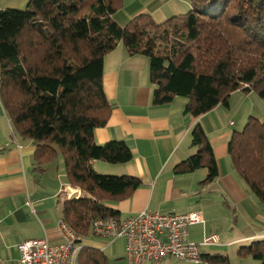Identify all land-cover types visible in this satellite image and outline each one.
Masks as SVG:
<instances>
[{"label": "trees", "instance_id": "1", "mask_svg": "<svg viewBox=\"0 0 264 264\" xmlns=\"http://www.w3.org/2000/svg\"><path fill=\"white\" fill-rule=\"evenodd\" d=\"M124 0H30L24 8L0 9V95L16 130L36 146V170L62 156L67 183L79 194L61 198L62 218L82 248L77 264H111L104 250L85 241L96 217L120 218L110 204L131 196L142 177L99 173L95 160L113 164L133 158L121 139L98 143L115 103L104 89V58L122 43L150 60L153 104L187 97L184 112L198 117L233 92L264 97V0H190L184 14L157 22L149 12L125 26L115 19ZM197 147L175 172L206 168L201 183L220 176V166L200 122L192 128ZM228 154L238 177L264 206V121L251 117L233 130ZM208 264H231L229 256L204 253ZM239 254L264 264V237Z\"/></svg>", "mask_w": 264, "mask_h": 264}, {"label": "crops", "instance_id": "2", "mask_svg": "<svg viewBox=\"0 0 264 264\" xmlns=\"http://www.w3.org/2000/svg\"><path fill=\"white\" fill-rule=\"evenodd\" d=\"M29 1L0 0V9L24 8ZM149 1L139 6L132 16L144 12L154 15L160 0ZM152 2L156 3L154 8L149 7ZM104 89L115 105L108 123L96 128V141L124 140L131 147L133 158L117 165L95 160L93 166L103 173L137 175L144 180V185L131 196L111 202L110 205L120 211L121 219L143 210L149 211L155 204L164 207L168 197H155V194L167 193L170 197L176 188L179 189L189 180V174L195 173L178 174L174 168L194 151L195 147L190 142L191 132L193 126L200 122L210 138L220 166V176L212 181L211 194L218 198L227 213L232 212L229 215L230 228L228 226L227 229L232 231L231 228L237 223L248 226L246 230L233 235L224 232L225 239L222 241L219 236L220 241L216 246L249 244L264 237V206L225 161L229 156L228 141L232 131H229L227 124H222L220 117L217 118L221 104L198 117L184 112L187 99H180L181 96L164 105L153 104L154 85L150 80L149 58L143 54H130L122 43L104 58ZM208 114L216 120V128L210 127L208 130ZM35 151L33 141L16 130L0 95V259L3 264L15 258L19 260L18 244L26 239L47 237L53 243H59L58 223L62 218L59 200L66 196L65 187L79 190L67 183L61 160L45 164L43 171L36 170ZM203 180L198 181L201 185L197 187V190L200 189L197 194L205 192L208 196V183H201ZM200 211L204 222L190 227V238L195 241H201L206 234H218L212 230V223L217 224L218 218H209L208 212L206 216ZM185 212L188 211L182 213ZM224 217L227 219L226 215ZM196 225L198 227L193 228ZM192 229L196 232L193 233ZM118 240L124 239L113 242ZM121 242L125 249V241ZM95 244L103 249L106 246L101 242ZM204 251L209 253L211 250ZM13 255L16 257L12 259Z\"/></svg>", "mask_w": 264, "mask_h": 264}, {"label": "built area", "instance_id": "3", "mask_svg": "<svg viewBox=\"0 0 264 264\" xmlns=\"http://www.w3.org/2000/svg\"><path fill=\"white\" fill-rule=\"evenodd\" d=\"M67 195L79 190L65 187ZM204 222L200 211L186 213L143 210L124 219L96 217L91 232L111 241L124 239L127 264H161L168 258L193 264H208L204 258L207 246L219 244L217 233L204 235L201 241L190 238V227ZM59 243L47 237L29 238L18 244L21 264H77L82 239L61 218L58 223Z\"/></svg>", "mask_w": 264, "mask_h": 264}, {"label": "rangeland", "instance_id": "4", "mask_svg": "<svg viewBox=\"0 0 264 264\" xmlns=\"http://www.w3.org/2000/svg\"><path fill=\"white\" fill-rule=\"evenodd\" d=\"M149 0H124L122 7L115 13L114 17L119 22L125 26L134 16H132L136 10L139 8V6H142L145 4V2H148ZM158 1V0H155ZM150 3V1L148 2ZM158 9L156 13L153 15L155 20L157 22H162L165 19L175 15V14H184L186 13L189 8L191 7L190 0H160L157 2ZM161 4V5H159ZM156 5L155 2H152L151 5H149L150 8H154ZM165 15V16H164ZM180 99H187V97L181 96ZM188 100V99H187ZM219 115H217V118L222 122V124H227V128L229 131H233L235 129L237 130H243L247 122L251 119V117L258 118L262 121H264V97H262L259 93H257L256 90L246 92L243 90H238L232 93V96L229 98V106L221 104L219 106V109L217 110ZM213 116H209L208 114V130L209 128H216V120L212 118ZM231 122H234L233 124H230ZM192 142V134H191V141ZM195 147V146H194ZM197 151V147H195L194 151H192L191 154H194ZM58 160H61L62 165L64 166V162L62 159V156L60 155ZM228 166H232L230 158L225 160ZM110 163V162H109ZM118 164V163H117ZM117 164H108V165H117ZM225 164V163H224ZM102 174H112L115 173H103L102 171H98ZM116 175H121L116 173ZM131 175V174H130ZM188 179L185 184L181 185L178 188L175 189L174 193L168 196L167 193H158L155 194V197H168V199L164 202V207H158L157 204L153 205L149 211L154 210H161L162 212H176V213H182L184 211H193L202 210L205 215L209 218H218V223L215 224V222L212 223V230L218 232V235L221 237V240L223 241L226 236L225 233H229L233 235L234 233H237V231L246 230L248 228L247 225L244 223H237L234 225L231 230L229 226V215L232 213L226 212L227 210L218 202V198L211 194L212 189L211 185L214 184V182L208 183V196H206L205 192L198 193L197 187H199L198 181L201 179H205L207 175L206 168H199L195 171L194 174H189ZM66 179V177H65ZM244 185H246L245 182H243ZM213 195V196H212ZM255 195V194H254ZM256 197V195H255ZM208 206L207 208L204 206ZM173 208L174 210H172ZM188 208V209H186ZM172 210V211H171ZM201 212V211H200ZM186 213V212H185ZM202 213V212H201ZM224 215L227 216V219L224 217ZM233 218V217H232ZM232 218L230 220L232 221ZM236 219V217H234ZM211 223V221H210ZM221 223V224H220ZM211 225V224H210ZM229 228L227 229V227ZM198 227L196 225L195 228ZM193 233L196 232V230H193ZM85 241L86 243L95 246V243L101 242L103 244H106L105 248H101L104 250L105 255L109 258L111 264H127L126 258H125V249L122 246V242L124 243V240H118V241H111L107 238H101L96 237L94 235H90L87 237ZM227 245V244H225ZM245 245V243H235L232 245H229L227 247L220 246H211V247H205L203 250H211L210 254H216L221 253L229 256L231 264H262L261 260L255 259L252 256H242L239 254V249L241 246ZM220 248V249H215ZM18 249V248H17ZM15 252V249L13 250ZM19 252V250H18ZM18 254V253H17ZM16 257V255L12 256V259ZM244 261V259H246ZM249 261V262H248ZM0 264H3L0 259ZM7 264H21V262L18 259H14L11 262ZM161 264H193L190 262H180L174 258H168L167 261L162 262Z\"/></svg>", "mask_w": 264, "mask_h": 264}]
</instances>
